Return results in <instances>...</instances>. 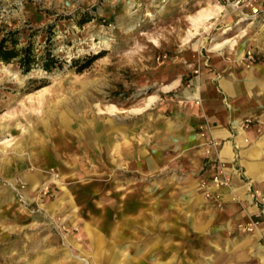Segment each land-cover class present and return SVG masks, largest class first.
I'll return each instance as SVG.
<instances>
[{"label": "rangeland", "instance_id": "374dc122", "mask_svg": "<svg viewBox=\"0 0 264 264\" xmlns=\"http://www.w3.org/2000/svg\"><path fill=\"white\" fill-rule=\"evenodd\" d=\"M9 30L64 66L0 63V264H208L179 227L201 194L185 170L209 150L167 123L203 73L264 75V0H0ZM253 89L264 126L263 82Z\"/></svg>", "mask_w": 264, "mask_h": 264}, {"label": "crops", "instance_id": "0c3cea01", "mask_svg": "<svg viewBox=\"0 0 264 264\" xmlns=\"http://www.w3.org/2000/svg\"><path fill=\"white\" fill-rule=\"evenodd\" d=\"M256 72L252 70L251 78L244 70L242 77L230 72V77L223 74L218 79L203 73L191 89L181 91L174 121L167 123L166 131L178 133L180 144L191 142L209 150L208 156L195 160L192 171L185 170L196 176L201 194L194 193L185 211L188 221L179 227L181 236L185 237L187 228L194 234L195 245L206 246L207 250L197 252L209 257L208 264H264V205L258 199L259 193L264 197L260 171L264 151L258 158L253 155L264 144V134L258 136L264 126L254 122L263 116L257 113L259 100L253 93L254 85L264 84V75L259 71L257 78ZM223 84L234 90L233 95ZM215 176L226 179L228 185L215 188Z\"/></svg>", "mask_w": 264, "mask_h": 264}, {"label": "trees", "instance_id": "16d2710c", "mask_svg": "<svg viewBox=\"0 0 264 264\" xmlns=\"http://www.w3.org/2000/svg\"><path fill=\"white\" fill-rule=\"evenodd\" d=\"M42 32L45 33L46 30ZM28 37L24 31L9 30L3 32L0 37V63L4 65L14 63L23 74H27L34 69L51 73L64 66L63 61L56 58L49 48L36 50L33 43L28 41ZM97 57L98 55L72 60L70 68H75V72L81 73Z\"/></svg>", "mask_w": 264, "mask_h": 264}, {"label": "bare ground", "instance_id": "6f19581e", "mask_svg": "<svg viewBox=\"0 0 264 264\" xmlns=\"http://www.w3.org/2000/svg\"><path fill=\"white\" fill-rule=\"evenodd\" d=\"M218 12V11H217ZM213 15V13H204V14H202L199 18H198V20L196 21V23H195V26H194V29H193V31L195 32V31H197V29L199 28V26H200V24H203L205 21H207L211 16ZM197 24V25H196ZM250 26H252V23L250 24ZM250 26H248V27H250ZM206 30V29H205ZM246 30H247V28L246 29H243V27L239 30L240 32L236 35V36H234V37H232V38H230V39H227V40H225L223 43H221V44H219V45H216L214 48H218V47H220V46H223V45H226V44H230L231 42H233V41H235L236 39H238L239 37H241L245 32H246ZM193 34H195V33H193V32H191L190 33V35H193ZM243 54H240L239 55V60H242L243 59ZM223 86L225 87V88H227L228 89V87H227V84L225 85V84H223ZM235 89V88H234ZM229 90V89H228ZM230 91V90H229ZM226 92H228L227 90H226ZM233 92H234V90L232 89V91H230L229 93L231 94V95H233ZM195 97V96H194ZM73 107V106H72ZM117 110L116 109H112L111 111H110V113H111V116H114L115 114H113V112H116ZM139 112V111H138ZM102 113V112H101ZM172 126L173 125H170L169 124V127H171L172 128ZM83 128V127H82ZM103 128H105V127H102V129ZM108 128H111V126H108ZM90 129V128H89ZM93 129V128H92ZM91 129V130H92ZM169 130V129H168ZM177 131V130H176ZM96 130H93L92 131V134L93 135H95L96 134ZM84 135V134H83ZM218 136V135H217ZM219 138V137H218ZM239 140V139H238ZM242 140V139H241ZM97 141V140H96ZM99 142V141H98ZM101 142V141H100ZM99 148V147H98ZM116 149H117V147H116ZM229 149V148H228ZM99 154V153H98ZM100 155V154H99ZM133 158V157H132ZM113 162V161H112ZM258 167V166H257ZM33 171V170H32ZM260 171H261V173L263 172L264 173V167H261L260 168ZM24 179V178H23ZM25 182V181H24ZM56 182V181H55ZM47 185V184H46ZM241 187V186H240ZM58 201V200H57ZM58 204V203H57ZM56 204V205H57ZM59 205V204H58ZM65 211V210H64ZM156 218V217H155ZM67 226V225H66ZM62 230V229H61ZM255 233V232H254ZM255 235V234H254ZM92 238H93V236H92ZM63 240V239H62ZM89 240H91L90 238H89ZM57 241V240H56ZM101 241V240H100ZM105 241H106V239H105ZM108 241V240H107ZM102 242V241H101ZM95 243V242H94ZM111 243V242H110ZM93 244V243H92ZM103 244V243H102ZM105 244V243H104ZM103 244V245H104ZM112 244V243H111ZM66 245V244H65ZM102 245V246H103ZM57 251H58V249H57ZM65 252V251H64ZM107 253V252H106ZM57 254V253H56ZM98 255V254H97ZM66 256V255H65ZM122 258V257H121ZM106 259V258H105ZM107 260V259H106ZM120 261H121V259H119ZM176 260V259H175ZM169 261V260H168ZM174 261V260H173ZM165 263H166V261H165ZM171 263V262H170ZM37 264V263H36ZM155 264V263H154ZM164 264V263H163Z\"/></svg>", "mask_w": 264, "mask_h": 264}, {"label": "built area", "instance_id": "2783aa9c", "mask_svg": "<svg viewBox=\"0 0 264 264\" xmlns=\"http://www.w3.org/2000/svg\"><path fill=\"white\" fill-rule=\"evenodd\" d=\"M247 55H248V58H252V55L250 53H247ZM212 185L215 188L227 186L228 181L226 179L220 178L219 176H215L212 180ZM206 197H209L208 194L206 195Z\"/></svg>", "mask_w": 264, "mask_h": 264}]
</instances>
